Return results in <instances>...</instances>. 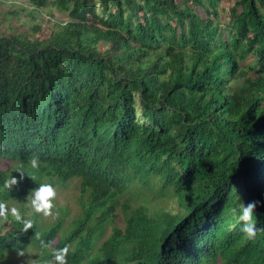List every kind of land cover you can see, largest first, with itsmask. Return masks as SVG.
Returning a JSON list of instances; mask_svg holds the SVG:
<instances>
[{
    "label": "trees",
    "instance_id": "obj_1",
    "mask_svg": "<svg viewBox=\"0 0 264 264\" xmlns=\"http://www.w3.org/2000/svg\"><path fill=\"white\" fill-rule=\"evenodd\" d=\"M14 1L54 23L0 11V188L41 162L0 202L78 180L81 212L65 228L66 209L18 204L34 227L0 222V264H44L36 231L68 264H264V231L246 239L232 212L258 202L264 229V0L228 22L222 0Z\"/></svg>",
    "mask_w": 264,
    "mask_h": 264
},
{
    "label": "clouds",
    "instance_id": "obj_2",
    "mask_svg": "<svg viewBox=\"0 0 264 264\" xmlns=\"http://www.w3.org/2000/svg\"><path fill=\"white\" fill-rule=\"evenodd\" d=\"M40 158L39 156L33 154L27 159L26 162L19 161L18 167L15 173L20 174V180L14 176H10L5 179L3 187L0 191H11L14 186L18 185L25 176L31 180H36V172L40 168ZM25 165L30 171H26ZM7 168H2L0 164V170H5ZM57 197V192L55 187L50 183H40L36 188L32 189L27 196L26 205L29 206L33 213L37 215H42L43 217H51L54 215L55 199ZM258 206V202L252 201L245 204L241 201L239 202L238 208H233V213H239L237 219L242 223L241 231L244 237L248 240H252L256 237L258 231H264V229H258L256 222L253 220L255 210ZM9 216L21 225L20 231L22 233H27L29 230L33 229L34 221L31 218L22 215L17 207L8 208L5 202H0V222L7 221ZM34 239L39 242L40 254L44 255L47 253L50 258L44 261V264H68L67 257L71 250V245H65L63 248H55L54 242L51 240H45L42 238V234L39 231L34 232ZM18 257H25L27 255L26 248H15Z\"/></svg>",
    "mask_w": 264,
    "mask_h": 264
},
{
    "label": "rangeland",
    "instance_id": "obj_3",
    "mask_svg": "<svg viewBox=\"0 0 264 264\" xmlns=\"http://www.w3.org/2000/svg\"><path fill=\"white\" fill-rule=\"evenodd\" d=\"M235 3V0H222L221 4H220V11H221V17L225 22H228V12L230 7ZM27 3H18L13 1H8L5 2L1 7H0V11H2L3 13H10L11 11H15L18 10L20 12V20L21 21H28V25L31 27L33 25H35L36 23L40 22V21H44L46 23V26L52 25L54 22L50 21L48 22V13L47 12H43L41 14V17L37 20H32L31 18H29V16L26 15L27 11ZM14 5V6H13ZM30 9V8H29ZM38 13V12H37ZM14 24L18 25V20L15 17H11ZM55 18H57L58 20L60 18L63 19V17H60V15L56 14ZM54 18V20H55ZM56 21V20H55ZM28 27V28H30ZM10 165V163L8 161H3L1 163V167L2 168H8ZM80 182L78 180H71L69 181L67 184H59L55 187L56 192H57V197L54 201L55 206H58V209L55 210L54 208V215L51 217H43L44 220L46 221H54L56 219H58L59 217H63V210L61 209H66L67 213L65 216V228L68 227L70 225V223L72 222V220L78 216L81 212V206L77 200L78 195L80 194ZM120 202L123 203L124 200L120 199ZM27 203V199H25L23 202L21 201L20 203H14L11 204V206L13 207H17L18 204H23L25 205V207ZM10 205V204H9ZM32 211V209H31ZM117 218L115 219V225L122 227L123 226V214L122 212H120L117 208ZM113 231V225H108L106 227L105 230V234L103 235V238L101 239L100 243H102L107 237L110 236V234ZM32 260V259H30Z\"/></svg>",
    "mask_w": 264,
    "mask_h": 264
}]
</instances>
